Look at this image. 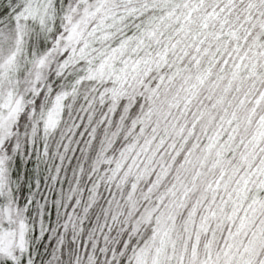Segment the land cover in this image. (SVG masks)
I'll list each match as a JSON object with an SVG mask.
<instances>
[{"label":"snow or ice","instance_id":"snow-or-ice-1","mask_svg":"<svg viewBox=\"0 0 264 264\" xmlns=\"http://www.w3.org/2000/svg\"><path fill=\"white\" fill-rule=\"evenodd\" d=\"M0 264H264V0H0Z\"/></svg>","mask_w":264,"mask_h":264}]
</instances>
